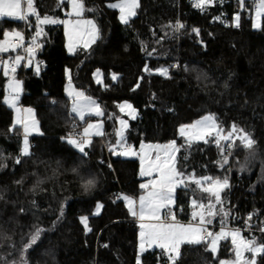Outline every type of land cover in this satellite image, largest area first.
Here are the masks:
<instances>
[{"label":"trees","instance_id":"trees-1","mask_svg":"<svg viewBox=\"0 0 264 264\" xmlns=\"http://www.w3.org/2000/svg\"><path fill=\"white\" fill-rule=\"evenodd\" d=\"M116 1L83 0L85 9H94L85 10L84 16L94 19L99 29L90 48L69 54L63 25L48 24L36 40L41 49L33 54L44 65L31 58L29 66L28 58L16 67L14 76L24 90L20 104L35 110L42 132L30 138V156H21L22 130L14 125L13 110L4 101L7 78L0 71V164L7 165L0 168V264H137L140 228L121 197H138L143 180L138 159L109 150L115 146L118 152L120 117L129 121L127 145L139 149L142 143L176 141L177 168L184 174L221 181L227 177L230 187L221 198L231 215L225 223L257 244L264 243L260 231L264 228V18L260 29L253 28L259 0H244L243 9L238 0H215L203 9L193 0H140L137 15L128 24L108 6ZM35 6L41 17L58 21L68 17L66 1L35 0ZM237 13L239 27L234 20ZM177 22L184 27L176 30ZM11 31L33 40L35 17L0 19V41ZM14 56L10 52L3 58ZM159 69H168V75L159 74ZM96 72L102 73L101 83L95 80ZM67 73L73 86L94 99L104 113V134L92 139L87 156L67 137L80 135L95 118L79 122L72 116L65 92ZM124 104L135 109L134 118L122 113ZM209 114L224 131L235 124L234 135L250 134L256 141L254 149L244 148L239 139L231 148L228 142L217 146L213 141L188 147L179 128ZM90 178L95 187L85 191L83 184ZM187 184L175 194L173 212L181 222L195 211L192 199L205 203L210 199L192 181ZM82 217H87L90 232ZM37 228L43 229L38 240L26 247ZM233 256L229 240L215 255L204 251L203 245H183L176 264H219ZM141 264H168V260L163 250H148L141 255ZM257 264H264V254Z\"/></svg>","mask_w":264,"mask_h":264},{"label":"snow or ice","instance_id":"snow-or-ice-1","mask_svg":"<svg viewBox=\"0 0 264 264\" xmlns=\"http://www.w3.org/2000/svg\"><path fill=\"white\" fill-rule=\"evenodd\" d=\"M61 3H64V0H60ZM73 12L77 16H82L85 10L94 11V9H85V5L83 0H69ZM215 2V0H194V5L198 8L203 9L205 5H211ZM250 2L255 3V0H250ZM220 3H223V0H220ZM238 3L241 4L243 9L244 0H238ZM24 7L22 8V0H0V19L11 18L15 20H23L28 21L29 16H34L38 25L43 24H55V23H66V21H58L50 16L41 17L38 9L35 7V0H23ZM111 8L118 9L120 12L119 19L122 23L128 24L131 17L137 15L136 9L140 7V0H118L117 3H111L108 5ZM264 14V0H259L256 10V16L260 17ZM219 19V17H217ZM235 26L239 27L240 14L237 13L234 17ZM85 23L91 24L92 28L95 32L93 39L90 43H94L96 39L99 38V29L93 23V21H85ZM260 25L257 24L256 27ZM167 27H173L172 25H168ZM184 25L180 22H177L175 25V29L179 30L183 28ZM43 29L36 32V37H39L42 33ZM193 32L199 34V29H192ZM5 40L0 41V53H7L9 51H15L17 47H22V44L11 43L8 38H16L20 41H23V35L18 31L5 32L4 34ZM32 45L35 47H40L41 45L37 44L36 39L32 40ZM87 47V45H85ZM25 52L32 53L33 48H25ZM69 51H72L71 46L69 47ZM25 57L17 55L14 57L13 63L15 65H19ZM29 66H31V60L28 61ZM7 61H4L0 58V67H4L5 74H7ZM146 72L150 71L147 67L144 69ZM187 70V69H186ZM11 71L14 73L16 71L15 67L11 68ZM36 71L39 72V66H37ZM159 74L167 76L168 69H159ZM170 78V77H169ZM70 79V78H69ZM112 79L116 80L117 75L115 73L112 74ZM19 82H14L9 84V88L14 91L19 90ZM139 87V84L136 85ZM227 87V84L225 85ZM70 96L74 95L78 99H83L86 101L84 104H79L75 100L73 102V106L71 108V112L78 115L80 120L85 119V115H95L102 116L103 112L100 109V105L97 104L90 97L84 95L82 91H75L69 93ZM10 106L15 107L14 100L9 101ZM121 110L125 107L132 109L131 104L121 105ZM17 111H19L17 109ZM28 112H32L31 109H27ZM134 112L135 109H132ZM134 118V117H133ZM19 123V121H17ZM120 125L123 127L118 132L121 140L124 139V129L127 127V121L120 120ZM35 127V124L33 125ZM97 128V131L94 133L95 135H103V132L99 130V126L97 124L88 123L84 128L82 135H77L73 138L71 135L67 137V142L79 150L84 156H87L88 153L85 151L86 147H90L92 144L91 135L93 133L90 132L91 129ZM186 129L195 130V132H186ZM236 125H232L231 131L228 132L226 136H220V132L222 129L218 124L214 115L209 114L204 116L202 119L196 121L193 124L182 125L179 128V135L182 137H190L195 134L198 139H204L207 136H211L213 132L216 133L217 139L215 143L219 146L220 139H224L228 142L227 146L229 148L235 146L236 139L241 141V145L246 149H254L256 141L251 138V135L248 133H244L243 136L233 137V133L236 132ZM29 129L25 126L24 132L28 133ZM243 132V129L239 130ZM208 141L205 140V143ZM120 142L117 141V144ZM191 146V141H188V147ZM164 147H171L172 152L167 155V159L164 161H160V157L157 156V163L153 164L148 171L141 169V176L151 175L153 171L158 173V177L153 179L149 183L141 184V188L149 189L147 195H141L138 201L134 198H130L128 196L121 197L126 201L128 210L133 217H138L140 221L144 220H154L156 223H140L139 228L141 229L140 235V253L142 254L147 248H152L153 246L163 250V253L167 256L168 264H176L177 260L181 258V247L183 245L189 246H204V251H210L214 255L218 252V244L221 240L228 239L231 237V243L236 245L235 248V260L234 261H219V264H256L255 256L264 254V243L257 244L255 238L246 239L240 234L239 229L231 230L227 229V225L225 224L224 219H221V230L218 233H213L209 231L205 227L200 226H192L189 225H181L178 223H164L161 220V210L167 208L168 213L166 216L170 217L172 221H175V214L171 212L170 205L175 202V191L177 186L188 187L186 180L184 179V171L182 168H177L176 166V153L180 151V147L176 145L175 141H172L170 145H165ZM110 151H113L114 154L117 155H127V152H115V146H110ZM230 154V153H229ZM31 152L29 150V142L27 135L24 137L23 141V149L21 152V156H30ZM2 158V157H0ZM183 159H187V156L183 157ZM20 158H16L15 163L19 164ZM225 164L228 163L227 156L224 157ZM144 161L141 159V164L143 165ZM7 167L6 164H0V168ZM111 167V165H109ZM243 170V168L241 169ZM75 171V169H73ZM188 180L195 183L198 187L202 189L203 192L208 193L209 197L214 199H208L207 203L204 201H198L196 199H192L191 205L193 208H199V212L193 211L192 216L196 218L199 216V224L204 225L205 223L211 224L212 220H205V216L214 218L217 215V212L222 214V217H227L231 215L230 210L225 211L223 208V201L220 195L221 190L229 188V181L227 177H224L221 181L220 178L213 179L212 177H199L196 178L195 174H189ZM22 181H18L17 183H21ZM203 182H210L207 186ZM94 179H87L83 187L85 191L91 190L95 187ZM3 197L0 196V199ZM139 203V209L135 207V205ZM216 205H221L220 209L216 208ZM98 207H102V205H98ZM205 209L207 211L205 212ZM23 211V209H21ZM63 215V212H61ZM252 217L249 216L248 220H251ZM81 222L85 225L87 231H91V228L87 226V217H82ZM43 229L37 228L36 231L32 234L30 243L26 247H31L32 244H35L39 238L40 232ZM261 232H264V228L260 229ZM239 241V243H238ZM107 247V245H105ZM250 252L253 254V258L248 260L244 256V252ZM25 264L27 262L25 261ZM137 264H141L139 257L137 258Z\"/></svg>","mask_w":264,"mask_h":264},{"label":"rangeland","instance_id":"rangeland-1","mask_svg":"<svg viewBox=\"0 0 264 264\" xmlns=\"http://www.w3.org/2000/svg\"><path fill=\"white\" fill-rule=\"evenodd\" d=\"M67 2L68 4V11H67V15L68 17L63 19V20H60V21H66V23H61L64 27V33H65V45H66V49H67V52L69 54H74L79 48H85V49H88L90 48L96 41L97 39L95 40L94 43H90V41L93 39V36L95 35V32L92 28V25L91 24H88V23H85V21H93V23L97 26L96 22L94 19L92 18H86L84 16V12H83V15L82 16H77L75 15V13L73 12V9H72V6L69 2V0H64ZM194 1V0H193ZM118 1L114 2V3H117ZM259 3V2H258ZM214 4V3H213ZM212 5V4H211ZM258 5V4H257ZM210 5H205L204 8L208 7ZM24 7L23 5V0H22V8ZM36 7V6H35ZM114 9V8H113ZM119 12L118 9H115ZM136 12H137V9H136ZM119 17H120V12H119ZM135 17V16H134ZM134 17H131L130 19L134 18ZM264 18V14H262L260 17H257L256 16V11L254 12L253 14V28L254 29H260L261 27V24H262V19ZM8 19H11V18H8ZM121 21V20H120ZM37 23V21H36ZM259 24L260 26L259 27H256V25ZM48 25V24H43V25H38L37 23V31H40V29H43L44 30V27ZM98 28V26H97ZM22 34V33H21ZM43 34V31L41 33V35L39 37H36V34L34 35L33 39H38L42 36ZM23 35V34H22ZM9 41L11 43H13V40L14 38H8ZM5 40V37L4 39ZM85 45H87V47H85ZM71 46L72 48V51L70 52L69 51V47ZM10 52H13L15 53V56L19 55L18 54V47L16 48L15 51H9L7 53H0V58L3 57L4 54H9ZM14 56V57H15ZM31 58H34V55L31 53L29 54V60H31ZM14 60V58H13ZM13 60H11L10 58H5L4 61H7V74H5V71H4V67H0V71H2L3 75L7 78V82H6V86H5V98H4V101L5 103L7 104V106H9L10 108H12L13 110V114H14V125L15 126H19L21 128V132H22V149H23V141H24V137L25 135H27V138H28V142H29V150H30V138L32 136H36V135H40L42 132H41V128H40V124L38 122V119L36 117V113H35V110L32 108V107H23L21 106L20 102H21V99H22V96H23V93H24V90H23V83L22 81L18 80L15 76H14V73L11 71L10 69V66L11 64L13 63ZM22 63V61L20 62V64ZM33 62L31 61V64ZM14 64V63H13ZM19 65H15L16 67L20 66ZM29 65V64H28ZM37 68V66H35ZM70 78V74L67 73V82H66V85H65V92H66V95L70 98L71 100V108L73 106V102L74 100L79 103V104H84L86 103V101H84L83 99H78L76 98L74 95L70 96L69 93L70 92H75V91H81L79 89H76L73 84H72V81H71V78ZM95 80L97 82H102V73L101 72H96L95 73ZM14 82H19V90L18 91H14L13 89L9 88V84H12ZM85 95V94H84ZM86 96V95H85ZM92 99V98H91ZM14 100V103H15V107H12L10 106L9 104V101H13ZM94 100V99H92ZM95 101V100H94ZM96 102V101H95ZM97 103V102H96ZM98 104V103H97ZM17 109L19 111H17ZM27 109H31L32 112H28ZM101 111L103 112L102 108L100 107ZM133 109V108H132ZM132 109H129L127 107H125L122 111V113L128 115L129 117H133L135 116V111L133 112ZM72 116L76 117L78 119L79 122H83L85 121L88 117H93L95 118L94 121H90L89 123H92V124H97L99 126V130L103 132L104 134V120H103V116H104V113L102 116H95V115H85V119L82 121L79 119V116L72 113ZM125 120L127 121V127L124 129V139L121 140L120 136L118 135V132L120 131V129L123 127L122 125H120L119 121L120 120ZM202 119V118H201ZM200 120V119H199ZM17 121H19V123H17ZM198 121V120H197ZM196 122V121H195ZM194 122V123H195ZM35 124V127H33V125ZM193 124V123H192ZM219 124V123H218ZM27 127L29 129L28 133H25L24 132V127ZM87 126V125H86ZM85 126V127H86ZM84 127V128H85ZM84 128L81 132L80 135L83 134V131H84ZM129 128V121L128 119L124 118V117H120L117 119V125H116V137H117V141H119L120 143L117 144L116 143V149L118 152H127L128 154L127 155H120L121 157L123 158H126V159H138L139 162H140V172H141V169L143 167V170L145 171H148L149 168L157 163V160H156V157L159 156L160 157V161H164L166 160L168 157L166 154H170L172 152V148L171 147H164L165 145H170V143H166V144H153V143H142L141 146L139 147V149H136L132 146H129L126 144L125 142V135H126V131L128 130ZM221 128V126H220ZM222 129V128H221ZM97 131V128H93L90 130L91 133H93L91 135V140L95 137H99V136H102V135H95L94 133ZM186 132H195V130H189V129H186ZM229 131H224L222 129V131L220 132V136H226L228 134ZM178 135H179V131H178ZM233 136L234 137H238V135H234L233 133ZM73 138H75L76 136L72 135ZM179 137H181L184 141V143L188 146V141L190 140L191 141V145H194V144H197V143H205V140H207L208 142L210 141H213L215 143L216 139L218 138L216 133L213 132V134L211 136H207L205 137L204 139H198L197 136L195 134L191 135L190 137H182L179 135ZM176 142V141H175ZM207 142V143H208ZM227 141H225L224 139H220V144L219 146H222L223 144H225ZM216 144V143H215ZM177 145V143H176ZM217 145V144H216ZM178 146V145H177ZM218 146V145H217ZM87 148V147H86ZM86 148H85V151H86ZM78 150V149H77ZM79 151V150H78ZM141 159H143L144 163L143 165L141 164ZM177 162H178V153H176V166H177ZM140 172H139V177L143 180L142 184H145V183H149L150 184V181L153 180V179H156L158 177V173L153 171L151 173V175H148V176H141L140 175ZM192 174V173H191ZM188 176L189 174H184V179L186 180V182H190L188 180ZM205 184V186H207L210 182H203ZM183 186H177L176 188V191L177 189L181 188ZM143 190V192L138 196V197H132V196H128L130 198H134L138 201L139 197L141 195H147V192L149 191V189H145V188H141ZM176 191H175V194H176ZM224 191L221 190L220 192V195L222 196V192ZM174 194V195H175ZM126 196V195H125ZM210 199H214L212 197H210ZM125 205L127 206V203L125 200H123ZM175 205V202L174 204L170 205L169 207L171 208V212H173V207ZM135 207L137 208V210L139 209V203L137 202V204L135 205ZM128 208V206H127ZM216 208L217 209H220L219 208V205H216ZM168 209L165 208V209H162L161 210V220L164 222V223H173L171 219H166L165 216L163 215V211H167ZM195 211L199 212V208H195ZM207 211V209H205V212ZM100 212V209L97 210V214ZM176 217V215H175ZM138 224L140 223H145V224H148V223H156L157 221H154V220H144V221H140L138 219V217H134ZM224 219L225 221V217H222V214L220 212H217V215L212 218V217H207L205 216V220L207 221L208 219H211L212 220V223L211 224H208V223H205L204 225H200L199 224V216H197L195 219H194V222L190 223L192 226H200V227H204L206 225H210V227L212 228H209L208 230L209 231H212L214 234L215 233H218L220 230H221V227L222 225L218 228V229H215L214 228V224L216 223L215 221L216 220H219L218 222L221 224V219ZM165 220H168L169 222L165 221ZM179 221V220H178ZM180 223V222H178ZM226 224V223H225ZM181 225H189V224H184L182 223ZM227 225V224H226ZM206 228V227H205ZM227 229H229V227H227ZM231 230H235V229H231ZM141 231V229H140ZM140 233V232H139ZM240 234L248 239L247 237H245L243 235V233L240 231ZM230 241L231 243V237H229L228 239H225V240H221L218 244V251H219V248H220V245L222 242H225V241ZM239 243V241H238ZM232 245V250H233V258L231 260H227L229 262L231 261H234L235 260V248H236V245ZM146 247V251L148 250H155V249H158V250H161L155 246H153L152 248H147V245H145ZM145 251V252H146ZM143 252V253H145ZM142 253V254H143ZM218 253V252H217ZM216 253V254H217ZM138 254H139V259L141 261V253H140V235H139V246H138ZM261 255V254H260ZM244 256L245 258H247L248 260H251L253 258V254L250 253V252H244ZM258 256L259 255H256L255 256V261H256V264H257V259H258Z\"/></svg>","mask_w":264,"mask_h":264},{"label":"built area","instance_id":"built-area-1","mask_svg":"<svg viewBox=\"0 0 264 264\" xmlns=\"http://www.w3.org/2000/svg\"><path fill=\"white\" fill-rule=\"evenodd\" d=\"M23 37H24L23 41H20V40L14 38L13 43H15V44H22V45H23L22 47H18V54H19L20 56L25 57L24 61H27L28 58H29V54H30V53L25 52V50H24L25 48H29V47L33 48V52H32V54H36L37 52L40 51L41 48H40V47H35V46H33L32 43H31L32 40L29 39V36H28L26 33H23ZM37 44H38V43H37ZM1 58L4 60L3 57H1ZM34 58L36 59V63H37L38 65H40V66L44 65V61H43L42 59L37 58L36 55H34ZM12 67H15V68H16V66H15L13 63L11 64L10 69H11ZM233 137H234V136H233ZM234 138H235V137H234ZM110 170H112V169H110ZM167 213H168V210H167V211H163V215H164L165 217H168V216H166ZM180 213H183V211L180 210ZM192 222H194V218H193L192 214H189L187 220H186L184 223H192ZM206 228L209 229L210 227H206ZM245 231H249V229L246 228Z\"/></svg>","mask_w":264,"mask_h":264},{"label":"crops","instance_id":"crops-1","mask_svg":"<svg viewBox=\"0 0 264 264\" xmlns=\"http://www.w3.org/2000/svg\"><path fill=\"white\" fill-rule=\"evenodd\" d=\"M257 4H258V3H257ZM256 6H257V5H256ZM256 10H257V7H256ZM256 10H255V11H256ZM165 218L168 219V220L170 219V217H165ZM194 219H195V218H194ZM168 220H165V221L169 222L170 220H169V221H168ZM178 220H179V219L176 217L175 221H172V222H173V223H178V222H180V223H178V224H182V223H184V222H181V221H178ZM136 221H137V220H136ZM184 224H190V223H184ZM213 226H214L215 229H218V228L221 226V224H220V223H218V224L215 223ZM204 227H210V225H206V226H204ZM227 227H229V229H232L229 225H227ZM210 228H212V227H210Z\"/></svg>","mask_w":264,"mask_h":264}]
</instances>
